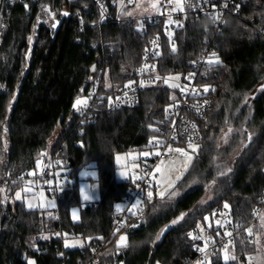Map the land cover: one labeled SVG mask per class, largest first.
Returning <instances> with one entry per match:
<instances>
[{
    "label": "trees",
    "instance_id": "1",
    "mask_svg": "<svg viewBox=\"0 0 264 264\" xmlns=\"http://www.w3.org/2000/svg\"><path fill=\"white\" fill-rule=\"evenodd\" d=\"M26 4L28 11L24 4L14 6L0 43V264H27L29 257L35 264H62L51 243L44 252L36 249L39 236L57 228L51 211L28 208L15 199L40 151L52 145L57 128L61 133L53 145H60L58 159L67 170L59 198L61 227L68 237L89 240L85 246L67 249L71 264L85 263L91 245L96 249L91 264H193L197 253L188 232L225 203L234 217L228 251L236 260L226 262L218 248L208 261H246L256 250L255 235L249 236L246 229L255 232L258 217L252 211L264 189V0H244L237 14L226 15L225 26L213 39L220 63L214 65L209 80L212 105L199 123L202 136L188 170L163 198L155 190L151 201L145 194L143 206L127 213L119 232L114 219L122 210L116 204L128 195L131 177L116 179L115 156L150 147L153 129L175 100V90L165 83L148 86L138 105L93 115L82 125V134L66 126L77 97L90 86L93 63L100 62L99 47L93 44L101 39L113 47L103 64L102 90L108 102L133 77L147 36L155 28L161 31V24L147 25L146 36L134 21L105 20L98 25L99 12L88 0H26ZM84 5L91 7L90 14L84 13ZM207 24L187 16L183 28L163 37L156 70L184 73L208 36ZM90 164L96 170L99 196L84 203L78 173ZM208 185L213 186L211 199L200 205ZM172 191L177 195L170 198ZM74 207L79 209L77 221L71 218ZM182 213L183 219L172 224ZM121 235L126 236L127 247H117Z\"/></svg>",
    "mask_w": 264,
    "mask_h": 264
},
{
    "label": "built area",
    "instance_id": "2",
    "mask_svg": "<svg viewBox=\"0 0 264 264\" xmlns=\"http://www.w3.org/2000/svg\"><path fill=\"white\" fill-rule=\"evenodd\" d=\"M74 1V0H68ZM99 12V18L97 24L100 25L105 20H110L116 23L134 21L138 24V32L141 35L148 34L147 25L157 26L161 24V31L157 28L152 34L147 36V44L141 54V57L134 68L133 77L119 86L113 97L109 96V101L105 102L106 94L102 90L104 78L103 64L109 60L113 52L112 45L105 44L100 39V43L93 44V47L98 45L100 54L97 59L100 62H94L92 66L93 75L90 81V86L84 94H80L78 97L81 100H87V106L81 105L80 110H77L72 106L73 116L69 119L66 128L71 131L77 130V134L83 133L82 125L85 122H91L93 115L102 111H109L114 108L121 107H133L139 104L141 92L148 86L156 85L159 83H165L163 78L172 77L169 79L168 85H171L176 94L175 100L165 109V112L161 118L158 119L155 129H158L153 137H156L159 144H149L150 147L159 148L161 155L156 156L153 159H147L142 162L139 168H136L131 176V185L128 189V195L124 201L127 203L125 207L114 219L115 228L126 222L127 213L130 210H136L143 206V196L148 191L154 192L156 188L155 175L153 174V167L158 160H168L171 158L172 153L167 152V147H177L178 144L188 143L189 136L192 137V142H199L201 140V131L199 123L202 119L206 118L211 105V93L213 91L212 84H209L210 76L212 74L215 63H208L212 57L214 51L213 41L214 37L219 35L225 26V17L228 14H237L241 9V4L244 0H189L194 7H188L185 4V10L183 12L175 11L171 12L170 9L173 5L165 6L163 0L159 11L150 15L140 16H128L124 13L127 12L129 0H88ZM17 4H26V0H0V43L2 40V32L5 28L8 15ZM227 4V7L224 5ZM82 10L85 14L92 12L91 7L84 5ZM164 14H161V13ZM169 13L172 21H179L184 26L187 16H195L207 21L205 27V33L208 35L205 38L204 43L201 45L197 56L189 63L188 69L181 74H162L156 70L159 56L162 48V38H170L175 30L183 28L178 26L177 23H169ZM217 14H220L219 19H214ZM155 41L156 43H153ZM170 46L173 42L170 41ZM155 53H159L156 55ZM217 56V55H216ZM189 74L191 78H189ZM157 76L162 79H155ZM179 79H174L175 77ZM141 82H144L145 86H141ZM130 87H126L129 85ZM175 85V86H173ZM208 86L209 90L204 91V87ZM183 89V91H181ZM74 105V104H73ZM193 124L196 126L193 128ZM175 135L176 139L171 137ZM152 137V138H153ZM52 144L49 149L40 151L37 159L35 160L34 168L29 173H35L30 175L34 181L35 188H44L45 193L52 197L55 201V208L51 211L53 220L57 224V228L47 234L39 236V242L36 244L38 252H44L48 247V242L51 243L52 248L57 258H59L62 264H71L66 256L67 249L64 248V231L61 227V216L59 211V198L61 196L62 187L64 181L61 175L57 173V170L61 168L60 161L58 159L59 147L54 148ZM151 173V175H148ZM137 177H139L137 179ZM140 201L138 208H132L133 204ZM262 212H264V189L259 197L258 204L252 211V216L257 218ZM215 213V215H213ZM208 220H200L196 224L195 228L188 232L194 236L199 235L201 239H191L187 234L188 240L193 245L194 250L197 253V257L193 262L204 261L205 252L197 250V247L206 249L207 259L213 257L218 248L223 249L225 244L233 239V231L235 228L234 217L229 208L224 206L215 207L209 215ZM220 223L217 224L216 222ZM197 225L203 226V232L197 227ZM208 225H211L209 227ZM121 228V227H120ZM219 232V236L216 233ZM226 232H230L232 235H225ZM56 233L61 235L57 236ZM47 237V239L43 238ZM212 240L209 241L208 238ZM207 241V244H206ZM230 246V245H229ZM96 259L95 246H89L88 258L85 263L91 264ZM108 264H122L121 262H111Z\"/></svg>",
    "mask_w": 264,
    "mask_h": 264
},
{
    "label": "rangeland",
    "instance_id": "3",
    "mask_svg": "<svg viewBox=\"0 0 264 264\" xmlns=\"http://www.w3.org/2000/svg\"><path fill=\"white\" fill-rule=\"evenodd\" d=\"M146 7H148L147 2L142 3V6L140 8H137L136 3L132 2L128 5L127 12H131L132 13L131 16H140V15L154 14V13H157L159 11V10L149 8L148 11L145 12L144 8H146ZM60 133H61V128H57L55 130L51 140H50V144H55L58 137L60 136ZM224 139L225 138H223V140ZM193 143L195 145L199 146V142H193ZM224 143L225 142H222L221 144H224ZM186 144H187V146H185V147L178 145L177 147H172V148H183V149H185V151L188 153V155H190L193 159L194 154L197 150L195 152H193L192 149H190L188 147V143H186ZM143 152H150L152 154H150L148 156H143L141 154ZM156 152H159V148L148 147L146 149H140V150L133 149V150L128 151V152L117 153L115 156V163L117 166L116 172H115L116 179L117 180H127L129 177L133 176L134 170L136 168H139L142 162L146 161L147 159H153L157 156V155H155ZM129 154H131V155H129ZM117 156H119L121 159L117 160ZM192 159H191V161H188L187 156H182L179 153L173 152L170 159L156 161V163L154 164V167H153V174L155 175V181H156L155 193L157 196H159L157 194L158 192L164 191V189L167 187L169 178H171V180H175V177L177 175H180L181 173H183V175H184L186 173V171L188 170V168L192 162ZM161 161H165L166 164L168 161H172V163L170 165H168V167L171 169V171H168V172L164 173L163 175L160 172H157L156 167L158 165H160ZM185 163L188 164L186 171L184 170ZM57 173L59 175H61V178L63 180H67V177H66L67 170L66 169L60 168L57 170ZM95 178H96V170H95V168H93V166H91V164L88 165L86 168H83L78 173V186H79V190H80V197L84 203H90L92 201H95L99 196ZM158 182H159V184H158ZM176 182H175V184H176ZM26 188L30 189V191H24V189H26ZM212 188H213V186H211L210 188L209 187L207 188L205 195L203 196V198L199 202L200 205H203L206 202L210 201L211 195H212ZM82 189H83L84 194L89 195L90 199L88 201H85L83 199V195L81 194ZM17 192L21 193V199H19V200L23 201L27 207H28V204L31 203V204L35 205V207H33V208L46 209L48 211H52L55 208L54 199L52 197H49L45 193L44 188L37 190L34 186V181H33L32 177H30L29 175H28V177L25 178L22 188L18 189L16 191V193ZM16 193H15V199H16ZM41 204H43L44 206L40 207ZM117 205L120 206V210H123L125 207H127V203L125 201L117 203L116 209H117ZM73 212L76 213V215L78 216V219H79L78 207L72 208V211H71L72 220L77 221L78 219H75V220L73 219ZM261 216H264V212H262L258 216V220L256 222V228H255V232H254L255 240H256V235L260 234L259 242H255L256 250L247 256L246 261H240V264H264V234H261V230H260ZM77 238L83 242V246H85L89 241L88 239L83 240L80 237H68V236L64 235V242H63L64 248L65 249H71V248H76V247H82L79 245H77L75 247H65V240L66 239L69 242H72ZM229 254H231V252H229ZM223 257H224V252H223ZM250 257H252V259H249ZM29 261H34V259L29 257L26 261L27 264H29ZM193 264H197V262H193Z\"/></svg>",
    "mask_w": 264,
    "mask_h": 264
},
{
    "label": "snow or ice",
    "instance_id": "4",
    "mask_svg": "<svg viewBox=\"0 0 264 264\" xmlns=\"http://www.w3.org/2000/svg\"><path fill=\"white\" fill-rule=\"evenodd\" d=\"M129 2H130V3L135 2L137 8H140V7L142 6V3L147 2L148 7L144 8V11L147 12L149 8H151V9H155V10H159V8H160V6H161V3H162V0H129ZM163 2H164V4H165V6H167V5H173V7L170 9L171 12H175V11L183 12V11L185 10V4H187L188 7H194V5H192V4L189 2V0H163ZM224 6L227 7V4H225ZM64 14L67 15V13H64ZM124 14H125V15H128V16H131V15H132L131 12H126V13H124ZM161 14H164V13L162 12ZM219 18H220V14H217L216 17H215L214 19H219ZM172 22L177 23L178 26H181V27L183 26L182 23H180L179 21H172V20H171L170 13H169V23H172ZM53 27H55V24H53ZM31 39H32V38L29 37V42H31ZM153 43H156V42L153 41ZM172 51H173V52L176 51V48H175V45H174V44H173V47H172ZM155 54H156V55H159V53H155ZM212 57H214L215 59H210V60L208 61V63H210V64H212V63L219 64V63H220L219 58L216 56V53H212ZM191 75H192V74H189V78H191ZM155 79L159 80V79H162V78L159 77V76H157ZM163 79H164V82H165V83H168V80H169V79H173V78H172V77H166V78H163ZM174 79H179V77L177 76V77H175ZM141 86H142V87L145 86L144 82H141ZM173 86H175V85H173ZM108 87H111V85L109 84ZM126 87H130V84H129V85H126ZM208 90H209V87H208V86H205V87H204V91L207 92ZM262 90H264V86H262ZM181 91H183V89H181ZM213 91H214V89H213ZM13 99H14V98H13ZM172 99H175V96H173ZM81 105L87 106V100H81V98L77 97V99H76V101H75L73 107L76 108L77 110H80V106H81ZM149 127L151 128L152 126L150 125ZM192 127L195 128L196 126L193 124ZM153 130H154V131H158V129H153ZM5 131H6V129H5ZM228 131H229V133H230V132L232 131V129L229 128ZM171 138H172L173 140L176 139L175 135H173ZM248 139L250 140V139H251V136H249ZM154 143L157 144V145L159 144V141H158V139H157L156 137H153V138L149 141V144H154ZM188 147H189L190 149H192L193 152H195V151L197 150V148L199 147L198 145H195V144L192 142V137H191V136H189V138H188ZM167 152H168V153H173V152H175V153H179V154H181L182 156H187L188 161H191V159H192V157H191L190 155H188V153H187V152L185 151V149H183V148H172L171 146H168V147H167ZM141 154H142L143 156H148V155H150V154H152V153H150V152H143V153H141ZM129 155H131V154H129ZM155 155L159 156V155H161V153H160V152H156ZM120 159H121V158H120L119 156H117V160H120ZM171 163H172V161H168L167 164L165 163V161H161V162H160V165H158V166L156 167V171H157V172H160L162 175H163L164 173L168 172V171H171V169L168 167V165H170ZM187 167H188V164L185 163V165H184V170H185V171L187 170ZM228 171L230 172L231 169H228ZM29 174H30V175H35L34 172H33V173H29ZM122 175H123V174H122ZM148 175H151V173H148ZM182 175H183V173H181L180 175H177V176L175 177V180H171V178H169V179H168L167 187L164 189V191L158 192L157 194H158L161 198H163V197L165 196V193L168 192V189H170V188H174V187H175V182L178 181V180H180V179L182 178ZM220 175H226V173H225V172H221ZM138 178H139V177H137V179H138ZM213 183H215V181H213ZM158 184H159V182H158ZM207 187L210 188L211 185H208ZM0 191H3V189H0ZM24 191H30V189H27V188H26V189H24ZM81 194L83 195V199H84L85 201H88V200L90 199L89 195L84 194L83 189L81 190ZM175 195H177V193H176L175 191H172V192L170 193V198L173 197V196H175ZM147 197H148V200L151 201V199H152V197H153V192H152V191H148V192H147ZM16 199H18V200L21 199V193H20V192H17V193H16ZM140 203H141L140 201H137L136 204H133V205H132V208H138V206H139ZM43 206H44L43 204L40 205V207H43ZM28 207H29V208H33V207H35V205L29 203V204H28ZM224 207H225V208H229V205H228L227 203H225ZM117 210H118V211L120 210V206H119V205H117ZM133 215H136V213L134 212ZM184 215H185V214L182 213L181 216L177 218V220L172 221V224H176V223H178L180 220L183 219ZM213 215H215V213H213ZM73 219H74V220H75V219H78V216L76 215L75 212H73ZM204 219H205V220H208L209 218H208V217H205ZM216 223L219 224L220 222L217 221ZM123 226H124L123 223H121V224L117 227V229H116L115 231H116V232H119L120 227H123ZM136 226H137V225H132V227H136ZM208 226L211 227V225H208ZM167 227H168V226H166L165 229H162V230H161V232L156 236V240H159V239L161 238V236L163 235L164 231H166ZM197 227L201 229V232H203V226H202V225H197ZM260 230H261V234H264V216H261ZM246 231H247V233H248L249 236H252V235L254 234V232H253V228H247ZM113 234L115 235V232H114ZM55 235L59 236V235H61V234H60V233H56ZM64 235L66 236L67 234H64ZM188 235H189V237H190L191 239H194V240H195V239H201V238H202V237L199 236V235L194 236L192 233H189ZM216 235L219 236V235H220L219 232H217ZM225 235L231 236L232 234H231L230 232H226ZM43 238L47 239V237H43ZM89 239H91V238H89ZM101 239H102V238H101ZM126 239H127V238H126L125 235H121V236L119 237V239L117 240V247H118V248H119V247H127ZM208 240L211 241L212 238L209 237ZM259 240H260V234H257V235H256V240H255L254 242H259ZM232 243H233V241H229L228 244H225V245L223 246V249H222V251L224 252V257H223V258H224V260H225L226 262H227L229 259H231V260H236V256H235L234 254H229V252H228L229 245H231ZM206 244H207V241H206ZM77 245H79V246H83V242H82L81 240H79L78 238L75 239V240L72 241V242H69L67 239L65 240V247H75V246H77ZM197 250H198V251H201V252H205V260H204V261H198L197 264H210V261H208V259H207L206 249H205V248H202V247H197ZM249 259H252V257H250ZM29 264H35V262H34V261H29Z\"/></svg>",
    "mask_w": 264,
    "mask_h": 264
},
{
    "label": "water",
    "instance_id": "5",
    "mask_svg": "<svg viewBox=\"0 0 264 264\" xmlns=\"http://www.w3.org/2000/svg\"><path fill=\"white\" fill-rule=\"evenodd\" d=\"M25 8L27 9V11L29 10V6H28V5H26ZM55 25H56V24H55Z\"/></svg>",
    "mask_w": 264,
    "mask_h": 264
}]
</instances>
